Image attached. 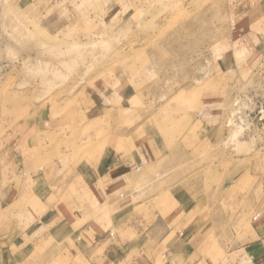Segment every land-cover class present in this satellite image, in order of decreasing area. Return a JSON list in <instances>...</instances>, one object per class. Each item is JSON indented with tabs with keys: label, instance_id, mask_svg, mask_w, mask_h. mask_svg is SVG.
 <instances>
[{
	"label": "rangeland",
	"instance_id": "374dc122",
	"mask_svg": "<svg viewBox=\"0 0 264 264\" xmlns=\"http://www.w3.org/2000/svg\"><path fill=\"white\" fill-rule=\"evenodd\" d=\"M125 136L194 152L171 178L203 188L197 259L258 264L246 250L264 256V0H0L5 264L37 200L79 225L97 217L84 177ZM43 250L30 263L55 264Z\"/></svg>",
	"mask_w": 264,
	"mask_h": 264
},
{
	"label": "crops",
	"instance_id": "0c3cea01",
	"mask_svg": "<svg viewBox=\"0 0 264 264\" xmlns=\"http://www.w3.org/2000/svg\"><path fill=\"white\" fill-rule=\"evenodd\" d=\"M248 36L249 33L245 38ZM259 37L260 34H251V41L256 43ZM124 138L127 144L118 146L116 141L109 158L84 177L82 189L102 208L97 217L79 225L54 209L49 197L37 200L33 206H39L40 219L28 224L7 245L12 252L11 264H39L41 260L30 261L40 249H44V256L57 255L44 257L43 263L213 264L207 260V251L203 260L196 258L201 254V240L207 239L202 226V211L207 205L202 207L201 198L192 191L203 188L192 181L185 186L179 177L176 181L171 178L179 169V161L191 159L194 152L180 146L159 149L154 142L149 144L153 150L147 146L133 149L136 141ZM167 161L172 166H164ZM149 190L154 191L153 195L144 196V191ZM248 249L250 261L261 264L264 256L259 255V244ZM5 253V248H0V264L8 259ZM20 255L27 257L20 261ZM217 264H228V260Z\"/></svg>",
	"mask_w": 264,
	"mask_h": 264
},
{
	"label": "bare ground",
	"instance_id": "6f19581e",
	"mask_svg": "<svg viewBox=\"0 0 264 264\" xmlns=\"http://www.w3.org/2000/svg\"><path fill=\"white\" fill-rule=\"evenodd\" d=\"M152 48V47H151ZM28 140V139H27ZM27 142V141H26ZM28 143V142H27ZM26 144V143H25Z\"/></svg>",
	"mask_w": 264,
	"mask_h": 264
}]
</instances>
